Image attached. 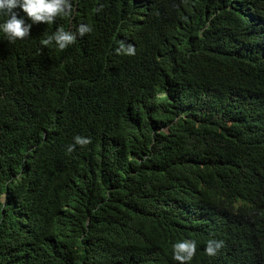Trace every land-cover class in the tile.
Masks as SVG:
<instances>
[{
	"label": "trees",
	"instance_id": "obj_1",
	"mask_svg": "<svg viewBox=\"0 0 264 264\" xmlns=\"http://www.w3.org/2000/svg\"><path fill=\"white\" fill-rule=\"evenodd\" d=\"M119 1L124 3L122 9L116 6ZM251 3L253 16L245 20L242 8ZM80 4L75 17L84 12L81 19L91 25L92 31L66 48L74 55L69 57L72 64L89 63L95 68L100 40L123 21L141 31L139 37L147 40L155 54L169 55L172 66L182 68L192 63L204 72L205 82L192 84L195 93L187 96L193 100L189 110L188 106L179 105V97L166 102L164 97L143 95L145 100L156 103L148 107L141 97L129 102L112 93L108 100L112 104L101 109L94 125V142L100 155L79 157L86 164H97L103 169L105 184L111 179L106 187H113L108 202L100 205L92 195V208L86 213L88 224L46 241L48 214L42 196L53 189V171L58 168L54 167L52 151L44 148L49 143L42 141L41 123L52 119L43 112L46 105L61 110L62 96L69 94L70 77L58 69H39L34 84L29 76V88H16L3 74L6 82L0 84V139L7 136L9 141L0 149V192H7L3 206L0 201V264H113L116 255L112 254L119 252L120 243L142 232L136 212L151 207L181 209L175 193L168 192L169 182L179 180V164L199 163L197 148L206 151L205 163L213 165H228L246 154L255 155L252 150L259 146L264 148L262 126L257 131L253 125L249 129L223 127L224 119L235 113V109H230L234 101L249 95L264 97V0H202L198 12L182 0H162L152 18L145 11L141 18L138 0H81ZM93 4L101 9L94 12ZM57 23L66 28V16L52 26L39 25V30L31 32L26 40L31 46H39L37 40L48 37ZM42 53L47 54L44 49ZM25 54L21 43H10L0 35V74L3 67H20ZM73 70L80 72L78 68ZM180 113H184L185 120L181 122L187 129L180 130V120L175 121ZM251 114L242 110L240 117L251 119ZM141 116L165 131L155 130L142 139L136 136L137 141L109 151L110 144L121 136L116 132L118 120L122 118L125 123L128 118L133 125ZM30 148L43 153L34 159L32 175L22 168L24 152ZM106 152H110L109 157ZM258 152L264 161V149ZM211 156L213 163L209 161ZM220 157L224 162L218 161ZM258 167L264 171V163ZM8 170L20 173V177L6 188ZM236 187L241 184L236 183ZM102 189L100 201L105 199L106 189L101 195ZM261 203L254 212L241 216L236 231L222 235L226 250L218 256L219 264H264V197ZM125 205L136 207L127 213Z\"/></svg>",
	"mask_w": 264,
	"mask_h": 264
},
{
	"label": "clouds",
	"instance_id": "obj_2",
	"mask_svg": "<svg viewBox=\"0 0 264 264\" xmlns=\"http://www.w3.org/2000/svg\"><path fill=\"white\" fill-rule=\"evenodd\" d=\"M182 1L197 12L202 6V0ZM138 2L141 18L144 11L149 18L154 17L159 4H162V0ZM80 3L81 0H0L1 37L10 43L19 42L26 49L20 67L15 64L3 67L0 84L6 82L5 75L16 88H29L28 77L34 84L37 71L46 68L58 69L70 77L69 94L62 96L61 110L46 105L43 112L51 115L52 119L41 123L42 141L47 140L49 143L44 148L52 151L51 157L56 160L54 167L58 168L53 171V189L42 196L48 214L46 241L54 240L58 233L71 231L78 225H87L89 220H86V213L92 208V195L99 199L100 205L108 202L113 187H106L110 186L111 179H107L108 184H105L103 169L97 164H86L79 157L90 153L100 155L94 142V125L101 109L112 104V101H108L112 98L111 94L129 102L136 97L145 100L144 96L164 97L166 102L179 97V105L188 106L189 110L193 100L187 96L195 93L192 84L205 82L204 72L192 63L182 68L179 65L172 66L169 55L155 54L147 40L139 37L141 31L123 21L119 28L109 30L100 40L96 48L98 62L95 68L89 63L72 64L69 57L74 55L66 48L73 43L76 45L92 31L91 25L81 19L84 12L75 17L78 7L82 6ZM252 4L242 8L245 20L253 16ZM123 5L119 1L116 6L122 9ZM100 9V5L93 4L94 12ZM65 16L66 28L57 23L48 37L43 41L37 40L39 46H31L26 40L31 32L39 30V25L52 26ZM42 49L47 54L42 53ZM74 68L80 72L76 73ZM81 73L85 76H81ZM192 78L194 81H190ZM206 82L208 84L209 80ZM145 101L148 107L156 104L154 100ZM230 109H235V113L224 119L223 127L226 130L240 126L249 129L252 125L254 131L261 126L264 129V97L249 95L234 101ZM242 110L251 111V119L250 116L240 117ZM129 115L130 112L127 117ZM176 120H180V130L187 129L181 122L185 120L184 113L178 114ZM159 128L153 127L142 116L133 125L128 122V118L125 123L121 118L116 127V132L121 136L108 149L111 151L114 146L123 147L127 142L133 143L137 141L136 136L142 139L143 135L148 137L155 130L165 131ZM8 141V137L3 136L0 149ZM262 149L259 146L252 150L255 155L246 154L228 165H213L205 163L208 161L206 151L197 148L195 156L200 159L199 163L179 164L176 173L179 180L169 182L168 192L175 193V199L182 203L181 209L169 211L151 207L136 212L137 224L142 225V232L120 243L117 247L119 252L112 254L116 255L113 264H219L218 256L226 250L222 235L236 231L241 216L254 212L262 205L264 171L258 167L264 163L258 152ZM42 154L36 153L33 148L26 150L22 168L32 175L35 170L34 159ZM109 154L106 152L105 156L109 157ZM209 161L213 163L212 156ZM218 161L224 162L221 157ZM19 177L20 173L10 172L4 180V186L8 188L10 182ZM236 183L241 184V189L236 187ZM201 185L205 187L201 188ZM100 187L103 188L101 195L106 189L105 199L101 201ZM6 195V191L0 192L2 206ZM135 207L125 205V211L131 213ZM29 225L25 223V227ZM106 257H109V251Z\"/></svg>",
	"mask_w": 264,
	"mask_h": 264
},
{
	"label": "bare ground",
	"instance_id": "obj_3",
	"mask_svg": "<svg viewBox=\"0 0 264 264\" xmlns=\"http://www.w3.org/2000/svg\"><path fill=\"white\" fill-rule=\"evenodd\" d=\"M191 220H192V218H191Z\"/></svg>",
	"mask_w": 264,
	"mask_h": 264
}]
</instances>
